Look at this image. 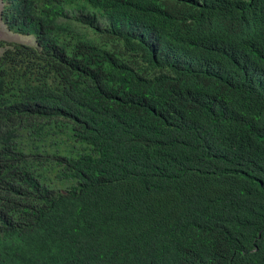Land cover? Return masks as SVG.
<instances>
[{
  "label": "trees",
  "instance_id": "1",
  "mask_svg": "<svg viewBox=\"0 0 264 264\" xmlns=\"http://www.w3.org/2000/svg\"><path fill=\"white\" fill-rule=\"evenodd\" d=\"M0 1V264H264V0Z\"/></svg>",
  "mask_w": 264,
  "mask_h": 264
},
{
  "label": "rangeland",
  "instance_id": "2",
  "mask_svg": "<svg viewBox=\"0 0 264 264\" xmlns=\"http://www.w3.org/2000/svg\"><path fill=\"white\" fill-rule=\"evenodd\" d=\"M1 7H2V4L0 1V10H1ZM0 41L22 43V44L32 43V39L29 37H22V36H18V35L8 32L1 20H0Z\"/></svg>",
  "mask_w": 264,
  "mask_h": 264
}]
</instances>
